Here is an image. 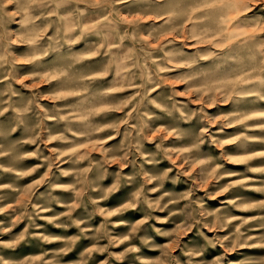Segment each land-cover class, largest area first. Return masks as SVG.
Segmentation results:
<instances>
[{"label": "rangeland", "instance_id": "rangeland-1", "mask_svg": "<svg viewBox=\"0 0 264 264\" xmlns=\"http://www.w3.org/2000/svg\"><path fill=\"white\" fill-rule=\"evenodd\" d=\"M0 264H264V0H0Z\"/></svg>", "mask_w": 264, "mask_h": 264}]
</instances>
